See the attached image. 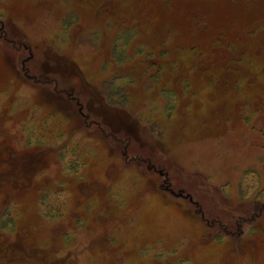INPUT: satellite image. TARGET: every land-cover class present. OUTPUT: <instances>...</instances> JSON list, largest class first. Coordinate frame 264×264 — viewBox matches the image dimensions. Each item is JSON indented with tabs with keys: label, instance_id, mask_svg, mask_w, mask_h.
Masks as SVG:
<instances>
[{
	"label": "rangeland",
	"instance_id": "rangeland-1",
	"mask_svg": "<svg viewBox=\"0 0 264 264\" xmlns=\"http://www.w3.org/2000/svg\"><path fill=\"white\" fill-rule=\"evenodd\" d=\"M0 264H264V0H0Z\"/></svg>",
	"mask_w": 264,
	"mask_h": 264
}]
</instances>
